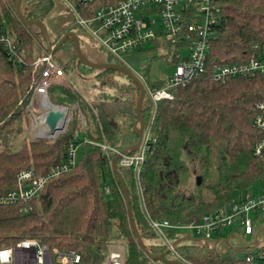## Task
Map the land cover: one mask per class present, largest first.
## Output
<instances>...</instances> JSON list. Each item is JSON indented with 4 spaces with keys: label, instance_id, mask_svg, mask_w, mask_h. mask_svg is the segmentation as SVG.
Wrapping results in <instances>:
<instances>
[{
    "label": "trees",
    "instance_id": "trees-1",
    "mask_svg": "<svg viewBox=\"0 0 264 264\" xmlns=\"http://www.w3.org/2000/svg\"><path fill=\"white\" fill-rule=\"evenodd\" d=\"M70 1L82 17L90 16L99 3L84 7L78 0ZM15 2L0 0V33L14 46L10 53L0 42V192L15 186L20 169L32 167L36 174H44L65 157L69 144L77 147L74 164L49 178L37 195L0 205V246L34 237L49 249L74 250L80 255L75 264H100L113 240L111 235L117 233L126 238L122 264H165L150 259L133 240L124 196L110 165L115 150L138 139L133 127L139 89L127 75L81 63L68 37L57 48L67 56L58 65L65 73L92 72L97 84L110 91L88 101L63 85L50 86L51 103H77L69 111L66 129L52 141L24 137L20 146L13 148L12 141L29 127L24 107L41 77L34 59L46 52L39 28L20 21ZM219 4L205 74L179 85L171 100H160L154 107L149 98L143 99L141 113L151 140L137 178L132 168L117 164L133 222L152 254L165 251L166 246L150 240L158 237L149 227L146 214L172 223L199 222L204 213L227 205L235 192L245 193L254 182L264 179V147L259 154L254 153L262 132L253 125L255 103L264 100V80L258 76L234 77L220 83L210 78L213 66L242 61L253 52V44L264 51V0H219ZM52 6V0H22L20 11L25 18L44 22ZM60 37H49L51 45ZM173 60L177 61L176 56ZM161 82L149 84L158 87ZM215 136L223 145L213 151ZM213 169L209 179L207 174ZM25 205L29 206L26 212L21 210ZM258 218L254 231L259 230L264 238V215ZM228 236L234 242L243 234L235 228ZM176 250L188 264H248L244 256L257 250L263 253L262 262L257 264H264V245L253 250L226 247L212 256L190 235L178 242ZM166 257L172 258L170 253Z\"/></svg>",
    "mask_w": 264,
    "mask_h": 264
},
{
    "label": "built area",
    "instance_id": "built-area-1",
    "mask_svg": "<svg viewBox=\"0 0 264 264\" xmlns=\"http://www.w3.org/2000/svg\"><path fill=\"white\" fill-rule=\"evenodd\" d=\"M84 7L97 1L98 5L88 17L78 15L77 23L86 27L97 39L100 47L114 56L117 62H124L123 56L138 52L148 47L164 44L169 49L175 48L177 61L172 72L160 86H151L140 72H135L145 90V97L153 103L160 100H171L173 91L187 82L202 77L205 70L206 53L213 30L220 14L219 0H78ZM74 9V8H73ZM0 42L13 52L11 39L0 33ZM253 52L239 62L217 64L210 71V78L215 82L224 83L234 77H261L264 80V51H259L253 44ZM188 50L186 56H181L182 50ZM35 67L39 68L41 77L34 84L29 99V106L24 111L30 119L33 139H53L56 134H48L43 115L46 108L41 107V100L49 101L48 88L60 84L73 88L66 82V74L46 50L35 57ZM60 106V105H58ZM72 104L69 107H75ZM44 108V109H43ZM256 113L253 125L262 132L260 140L254 145V153L259 154L264 147V100L255 103ZM43 109V113L38 112ZM38 112V113H37ZM69 117V114H68ZM83 122V117L79 113ZM152 118V115H151ZM68 119V118H67ZM77 133H75L76 135ZM151 140L149 126L146 125L140 146L133 153L123 154L117 162L122 167L132 168L137 178L138 172ZM107 150L108 146L101 144ZM76 145L69 144L65 157L49 166L45 175L36 174L33 168H23L16 173L15 186L0 192V205L27 200L37 195L48 177L56 176L75 162ZM115 152H118L115 150ZM105 193L109 192L104 187ZM29 206L21 209L26 212ZM264 215V181L255 194L245 192L242 197L233 198L227 205L212 212L204 213L199 222L172 223L166 219H154L148 214L149 227L154 231L172 258L184 261L176 250L182 238L194 239L203 244L207 251L216 256L219 253L218 244L226 243L227 247L238 249L232 245L228 232L240 228L243 237L251 240L245 247L258 249L264 245L260 231H254L255 222ZM170 234L178 235L171 238ZM231 242V243H229ZM263 253L254 251L246 254L244 260L248 264L262 262ZM121 251L116 245L108 247L101 264H122ZM80 255L71 249H49L47 245L34 237L19 239L13 245L0 246V264H75Z\"/></svg>",
    "mask_w": 264,
    "mask_h": 264
},
{
    "label": "rangeland",
    "instance_id": "rangeland-1",
    "mask_svg": "<svg viewBox=\"0 0 264 264\" xmlns=\"http://www.w3.org/2000/svg\"><path fill=\"white\" fill-rule=\"evenodd\" d=\"M52 2H53L52 9L49 12V14L46 16V18L44 19V24L47 28L49 37L52 38V37L57 36L58 34H61V36H62V33H60V32L65 31L69 25L73 24V26H72L73 29H70V30H73L77 34V36L79 38V42H80V49H81L83 55L87 59H89V60L91 59L92 61H95V62H114L117 60L114 56L110 55L106 49L100 47L97 39L92 35V33L86 27H83L77 23L78 16H77L76 12L74 11L73 4L70 0H52ZM46 50L49 51L45 47V51ZM175 52H176L175 48L172 47L169 49L166 45L161 44V45H157L155 47H148V48H146L144 50H140L138 52L126 54L123 56L122 60L133 71L142 73L143 76H145V79L148 83L154 82V81H160V80L163 81L172 72V69H173V66L175 63V61L173 60V57L175 56L174 55ZM180 52H181V56H186L188 54V50H185V49L182 51H179V53ZM50 53H51L52 58L56 62L64 61L67 58L66 52L62 49H58V50L56 49L55 51L50 52ZM39 55L40 54H38L37 56H39ZM65 74H66V82L73 88L69 89L66 86H64V87L69 89L70 91L79 93V95L83 99H86L88 101L90 99H92L94 96L100 95V92H102V91H104V92L110 91L108 87H103L100 84L99 85L97 84V82L92 77V72L90 74L79 75L73 71H69V72H66ZM49 102H50V100H49ZM54 105H57V104H54ZM74 105H76V106L73 108H76L77 103H74ZM27 106H29V104ZM60 106H63V105H60ZM71 108L72 107H70V109ZM43 109L39 110L38 112L43 113ZM68 119H69V117H68ZM68 119H67V121H68ZM66 124H67V122H66ZM65 129H66V127H65ZM63 131L57 133L54 138H56ZM31 134H33V133L31 131L30 119H29V127H26L24 132L22 134L18 135L16 137V139L12 141L13 142V148L17 149L20 146L24 137L25 138H32ZM53 139H51V141ZM213 142H214L213 151H216L217 150L216 148L219 149L223 145V140L217 136L213 137ZM120 150H116V151L119 152ZM118 152H116V153H118ZM133 152H135V150L128 152L127 154L133 153ZM121 156L122 155H120L119 158ZM117 164H118V162L116 161V165ZM30 168H32V167H30ZM46 172L42 175H45ZM213 172H214V169L207 174L209 179L212 178ZM49 178H51V177H48L46 179V181ZM263 181H264V179L261 182H258V181L254 182L252 184V186L249 187L246 192H250V193L255 194L260 189ZM243 194H244L243 192H235L233 194V196L235 198H238V197H242ZM260 236H261V233H260ZM111 238L113 240L109 241L108 247H113V245H116V247H118L119 250L121 251V256H123V258H122V261H123L124 254H125V247L124 246H125L126 238L117 234V233H113L111 235ZM133 240H134V238H133ZM150 240L153 242H161L159 238H152ZM250 242H251V240H249L247 237H241V238L237 239L236 241H234L232 243V245L243 247V246L250 245ZM229 243H231V242H229ZM226 247H227V245L224 242H220L218 244V250L219 251L225 249ZM165 251H167V250L165 249ZM167 253H168V251H167ZM105 256H104V258H105ZM103 259L101 260V262L103 261ZM101 262H100V264H101ZM181 262H183L184 264H188V262L185 259H184V261H181Z\"/></svg>",
    "mask_w": 264,
    "mask_h": 264
},
{
    "label": "water",
    "instance_id": "water-1",
    "mask_svg": "<svg viewBox=\"0 0 264 264\" xmlns=\"http://www.w3.org/2000/svg\"><path fill=\"white\" fill-rule=\"evenodd\" d=\"M22 0H16L15 2V13L20 19V21L24 25H36L39 28V34L41 37V40L44 42L45 47L50 51L53 52L55 51L68 37L72 39L73 45H74V50L77 59L89 66L90 68L93 69H113L120 71L127 75L138 87L139 89V95L136 101V120L134 123V131L138 135V139L135 143L128 145L121 149L118 153H116L110 160V165L112 168L113 173L116 175V178L120 184L122 194L124 196L125 204H126V209H127V215H128V224L130 227V230L133 234L134 241L137 243V245L143 250V252L153 260H161L165 264H184L183 262L177 260V259H172L166 257L167 251H163L159 254H152L147 251V249L144 246V243L142 241V238L135 227V224L133 222V218L131 215V207H130V202H129V196L127 192V188L125 186V183L122 179V176L119 172V169L117 168L116 161L119 158L120 155L126 154L128 152L136 150L141 143L142 137H143V132L144 128L146 126V123L143 119L142 113H141V105L142 101L145 97V90L144 87L142 86L141 81L139 78L136 76L135 71H133L130 67H128L124 62H95L92 60L87 59L81 49H80V42L77 34L73 30H67L65 31L58 42L55 45H51L50 39H49V34L47 31V28L44 24V22L36 20V19H28L25 18L20 11V5H21ZM51 106L46 108L44 115H43V123L45 124V127L47 129L48 134H56L61 131H63L66 127V122L68 118V114L70 111V107L63 105V106H58L54 105L50 102Z\"/></svg>",
    "mask_w": 264,
    "mask_h": 264
},
{
    "label": "bare ground",
    "instance_id": "bare-ground-1",
    "mask_svg": "<svg viewBox=\"0 0 264 264\" xmlns=\"http://www.w3.org/2000/svg\"><path fill=\"white\" fill-rule=\"evenodd\" d=\"M40 106L44 107V108H48L51 106V104L48 100L43 99V100H41Z\"/></svg>",
    "mask_w": 264,
    "mask_h": 264
}]
</instances>
